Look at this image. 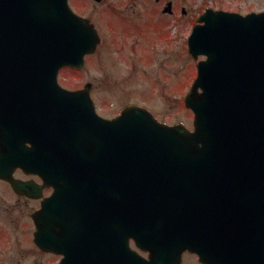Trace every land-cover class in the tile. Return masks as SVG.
Wrapping results in <instances>:
<instances>
[{
	"label": "water",
	"instance_id": "1",
	"mask_svg": "<svg viewBox=\"0 0 264 264\" xmlns=\"http://www.w3.org/2000/svg\"><path fill=\"white\" fill-rule=\"evenodd\" d=\"M200 17L189 50L207 58L184 100L191 130L135 104L99 116L91 83L58 80L96 50L94 24L68 0H0V93L12 94L0 113L48 126L53 159L86 185L64 235L77 252L67 247L62 264H182L184 251L206 264H264V11Z\"/></svg>",
	"mask_w": 264,
	"mask_h": 264
},
{
	"label": "flooded vegetation",
	"instance_id": "2",
	"mask_svg": "<svg viewBox=\"0 0 264 264\" xmlns=\"http://www.w3.org/2000/svg\"><path fill=\"white\" fill-rule=\"evenodd\" d=\"M69 1L75 12L90 18L97 27L98 18L112 24L118 17L129 21L135 34L142 31L138 20L160 14L183 22L184 14L190 13L183 0ZM138 4L149 19L138 14L134 8ZM0 96L10 101L12 94L6 91ZM8 111L0 113V264H61L64 253L49 244L56 237L59 248L66 246L64 234L75 218L73 203H82L86 185L80 181L73 186L70 170L53 159L48 126L42 123L39 127V122L28 120L14 123ZM21 156L29 159V168L22 166Z\"/></svg>",
	"mask_w": 264,
	"mask_h": 264
},
{
	"label": "rangeland",
	"instance_id": "3",
	"mask_svg": "<svg viewBox=\"0 0 264 264\" xmlns=\"http://www.w3.org/2000/svg\"><path fill=\"white\" fill-rule=\"evenodd\" d=\"M212 4L242 13L264 10V0H183L190 10L183 22L152 15L150 20L136 21L143 25L137 34L130 30L129 21L117 17L111 24L98 18L102 44L87 58L85 68L62 69L60 83L77 89L92 81V96L106 117L119 114L127 104L137 103L149 107L163 122H183L193 128L194 113L186 107L184 97L197 75V60L188 50V37L196 16ZM134 8L142 18L149 19L139 4ZM126 13L135 15L133 10ZM183 264L203 263L196 254L186 253Z\"/></svg>",
	"mask_w": 264,
	"mask_h": 264
}]
</instances>
